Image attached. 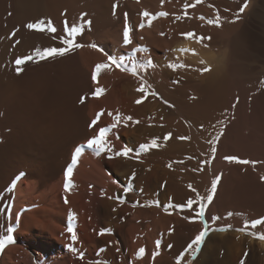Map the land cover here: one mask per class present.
Returning a JSON list of instances; mask_svg holds the SVG:
<instances>
[{"label": "bare ground", "instance_id": "1", "mask_svg": "<svg viewBox=\"0 0 264 264\" xmlns=\"http://www.w3.org/2000/svg\"><path fill=\"white\" fill-rule=\"evenodd\" d=\"M248 124L264 0H0V264H243Z\"/></svg>", "mask_w": 264, "mask_h": 264}, {"label": "rangeland", "instance_id": "2", "mask_svg": "<svg viewBox=\"0 0 264 264\" xmlns=\"http://www.w3.org/2000/svg\"><path fill=\"white\" fill-rule=\"evenodd\" d=\"M258 118L262 119L263 116L260 115L258 116ZM244 126H241L240 131L237 129V135L235 129L233 131H230L232 133L234 132L235 136H237V138H235L236 143H234V146L236 147L231 146L229 148L228 152L232 155H228L229 157L225 156L221 158L223 161L230 164V166L228 164L229 167L233 165L235 167L237 166L236 171H238L237 173H239L237 176L238 178L236 177L233 182L231 181L234 185L230 184V192L232 196L231 194H229L230 192H228L229 196L227 197L229 203L231 202L229 204V207H234L233 209L231 208L232 211L230 210V214L232 215L228 216L234 218L233 215H236L235 217H237V221L235 224L237 227L233 228L231 226H227L228 228L226 227L224 229L225 232L223 234H235V236L231 235L230 238L231 240H233L232 245H234L236 258L240 257V259L238 258L240 262L243 261V264H264V251L261 249L259 244L260 241H264V125H261V129L260 126H252V124ZM261 130L263 131L261 132ZM218 148L219 147H215L214 149L213 147L210 150L211 154L209 155V157L210 161L211 159H213V161H211L213 164L214 161L217 160V156H219V154L217 155V153L220 151V148ZM214 150H217L218 152H214ZM235 158L237 159V162ZM231 162L233 164H231ZM223 177L225 176H223L222 174L219 178L220 181L223 180ZM235 180L237 183L235 182ZM209 197L210 196H203L201 199V207L203 213H205L212 205L211 203L213 200L211 197ZM232 203H234V206L232 205ZM235 210L236 213H233L235 212ZM242 239L244 242L242 241ZM199 253L200 250L191 259L189 264H194V262L199 257Z\"/></svg>", "mask_w": 264, "mask_h": 264}]
</instances>
